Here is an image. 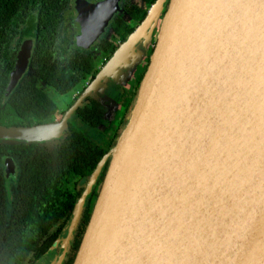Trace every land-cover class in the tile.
Here are the masks:
<instances>
[{
  "label": "water",
  "instance_id": "obj_1",
  "mask_svg": "<svg viewBox=\"0 0 264 264\" xmlns=\"http://www.w3.org/2000/svg\"><path fill=\"white\" fill-rule=\"evenodd\" d=\"M164 1L90 86L126 61ZM120 2L79 0L71 48L91 49ZM30 49L21 47L7 93ZM80 100L55 137L59 122L0 126V141L60 138ZM105 160L72 264H264V0H169L129 115L90 184Z\"/></svg>",
  "mask_w": 264,
  "mask_h": 264
},
{
  "label": "flooded vegetation",
  "instance_id": "obj_2",
  "mask_svg": "<svg viewBox=\"0 0 264 264\" xmlns=\"http://www.w3.org/2000/svg\"><path fill=\"white\" fill-rule=\"evenodd\" d=\"M78 1L79 0L65 1L60 12V23L55 30L56 38L54 49H59L62 53L64 51L71 52L73 50H82L90 53L92 59L96 63L97 72L94 77L89 76L87 79H85L80 89H77L74 91V93H65L63 95L56 94L55 91L44 81H38L37 87L41 91H44L50 98H53L54 94L59 96L57 97L58 99L66 94H69V99L64 101L67 104V107L65 109L63 118L66 112L75 104L76 101L81 98L80 104L69 115L67 119V127L62 132L60 138L42 140L40 142H27L23 140H12L8 142L0 141V227L26 225L31 223L32 219L34 220L35 226L40 224L42 217L40 211V200H38V198L37 201L34 202V208H31L30 199L32 201L33 199L30 197V195L29 197L25 198V191L28 189V187H26V180L28 175L31 173V169L34 167L33 170L35 171L33 172L32 177L35 178V183L38 184L39 177L42 175L41 171L38 170L41 168V163L38 157L40 155L48 156L51 152L59 150L61 145L66 143V137L70 132L71 126L77 130H80L94 143L99 144L101 139L107 135L109 138H116L119 127L123 125L129 115L139 83L148 67L150 56L155 47L160 23L163 18L162 15L165 13L169 3V0L164 1L158 19L149 25L145 35L134 45L133 50L127 55L126 61H124L121 66H118L112 74L106 77L105 80L103 79L102 82H98L96 85L90 86L95 80V77L100 69L107 63L112 54L142 23L148 13V10L152 7L156 0H154L151 4L145 3L144 0H121L120 10L114 15L108 27L99 35L96 44L88 50L81 48H71L73 40L80 34L81 30L79 24L76 23V5ZM87 1L90 3H95L101 0ZM132 7H136L137 9H140L144 12L142 19L137 20L136 16L129 12V9ZM117 20L122 21L126 29L129 30V33L123 40L118 38L114 32L113 23H115ZM22 30L23 27L14 29V31L9 29L5 37H3L4 40H10L9 43L6 41L8 43L7 49L11 50L14 56L13 67L9 73L8 82L5 89L6 94H11L25 77L32 74L30 62L36 45V37L31 35H22ZM102 40L109 41L110 44L115 47L114 52L108 58L103 56L100 46V42ZM6 42H3L2 46L0 47V63H2L1 49L4 47V45H6ZM26 44H30L31 49L29 57L26 61L24 74L18 80L12 91L7 93L11 73L17 61V55L20 52L21 47ZM64 56L67 55L64 54ZM128 63H130V65L127 68H124ZM133 64H135L134 67ZM142 68L144 69L143 72ZM43 86L46 87V90L43 89ZM88 87L89 91L87 90ZM86 90V93L90 92V94L83 96ZM53 102L56 104L58 109V104L55 101ZM93 102L98 105L99 115L96 118L98 124L95 127H90L86 124H83L84 122L82 123L76 112L79 108L84 106L91 107ZM114 110H118V113H120L118 115L119 121L116 125L117 127H115V125L110 126L111 113ZM56 111L54 113H56ZM54 113L44 118L32 117L31 125L0 124V126L29 127L37 124H51L57 122L53 120ZM13 119L16 120V118H10V120ZM106 154L107 153L102 156L99 162L103 160ZM106 163L107 160H105L100 167L98 174L92 184H90L89 180L91 175L77 180L76 184L72 188V192L78 193V196L76 197V201L71 210H68L67 207H65L54 212L55 218L53 219L54 221L51 222L48 232L50 233V236L54 234H56V236L46 249L43 250L42 245L44 241H48V238H44L43 241L39 235L34 234L33 240L31 241L32 244L30 243L24 255H18L14 253L12 256L15 259H11L10 261V254L5 250V256H1L0 264H57L59 260L60 264H66V261L70 260L73 254L75 228L84 224L88 210L90 211V208L93 209L102 184H100V175ZM95 192L97 195L94 197ZM78 203H80V209L78 215L75 216V208ZM29 208L31 209L30 212ZM27 211L29 212L28 214ZM90 215L91 212L88 214L89 218ZM75 255L76 253L74 254V257Z\"/></svg>",
  "mask_w": 264,
  "mask_h": 264
},
{
  "label": "trees",
  "instance_id": "obj_3",
  "mask_svg": "<svg viewBox=\"0 0 264 264\" xmlns=\"http://www.w3.org/2000/svg\"><path fill=\"white\" fill-rule=\"evenodd\" d=\"M66 0H0V47L3 37L8 30L23 27L25 36H35L36 45L31 58L32 74L25 77L11 93L6 94L5 89L9 73L13 67L14 56L7 49V42L1 49L2 58L0 63V124L1 125H31L32 117L44 118L53 114L57 106L53 100L38 87V81H44L56 94L74 93L80 89L85 79L94 77L97 72L96 63L90 53L82 50L71 52L54 49L56 38L55 30L60 23V12ZM151 4L154 0H144ZM137 20L142 19L144 12L136 7L129 9ZM116 36L124 39L129 33L122 21L113 23ZM100 46L103 56L108 58L115 47L109 41L102 40ZM66 54L67 56H64ZM135 98V97H134ZM134 100V99H133ZM83 124L95 127L98 123V105L92 103L91 107L79 108L76 112ZM10 118H16L10 120ZM115 138L105 136L101 142L94 143L88 139L80 130L70 127L66 137V143L59 150L51 152L48 156L40 155L41 176L38 184L35 183L33 168L26 180L27 191L25 198L30 197V206L34 208V202L40 200L41 221L35 226L34 220L26 225H15L0 227V259L5 256V250L10 254V261L14 253L24 255L35 235H39L43 242V250L54 240L56 234L50 236L48 232L50 224L55 218L54 212L65 208L71 210L78 193H73V187L77 180L90 176L102 156L109 151ZM3 142V141H1ZM8 142V141H5ZM1 150V148H0ZM36 161V159H35ZM36 165V164H35ZM107 163L100 175V184L103 181ZM37 187V188H36ZM32 190V191H30ZM97 195L95 192L94 197ZM31 209L29 208V212ZM27 211V214L29 213ZM92 212V208L90 211ZM86 216L84 224L77 226L74 231V249L70 260L71 264L76 253L82 235L87 227L89 216ZM37 243V242H36ZM4 258V257H3ZM17 260V259H16Z\"/></svg>",
  "mask_w": 264,
  "mask_h": 264
},
{
  "label": "clouds",
  "instance_id": "obj_4",
  "mask_svg": "<svg viewBox=\"0 0 264 264\" xmlns=\"http://www.w3.org/2000/svg\"><path fill=\"white\" fill-rule=\"evenodd\" d=\"M64 112H65V108H58L56 113H54V115H53V120L57 121L59 123L57 124L56 128H53L51 130L52 137H55V134H56V132H57V130L59 128H63L64 127V123H63ZM43 139L47 140V139H49V137H44Z\"/></svg>",
  "mask_w": 264,
  "mask_h": 264
},
{
  "label": "rangeland",
  "instance_id": "obj_5",
  "mask_svg": "<svg viewBox=\"0 0 264 264\" xmlns=\"http://www.w3.org/2000/svg\"><path fill=\"white\" fill-rule=\"evenodd\" d=\"M164 15V14H163ZM163 15H162V17H163ZM130 65V63H128L127 64V66L126 67H124V68H127L128 66ZM144 71V69L142 68V72ZM43 89H45L46 90V87L45 86H43ZM48 90V89H47ZM57 97H59V96H56L55 94H54V97L52 98V100L53 101H55L57 104H58V108H65L66 109V107H67V104L64 102L66 99H69V94H66V95H64L63 97H61L60 99H58ZM63 100V101H62Z\"/></svg>",
  "mask_w": 264,
  "mask_h": 264
},
{
  "label": "crops",
  "instance_id": "obj_6",
  "mask_svg": "<svg viewBox=\"0 0 264 264\" xmlns=\"http://www.w3.org/2000/svg\"><path fill=\"white\" fill-rule=\"evenodd\" d=\"M134 65L135 64H133V67H134ZM120 113H118V110H114L112 113H111V122H110V126H112V125H115V127H117L116 125L118 124V115H119ZM124 124V123H123ZM122 127V125L119 127V129H118V132H119V130H120V128Z\"/></svg>",
  "mask_w": 264,
  "mask_h": 264
}]
</instances>
